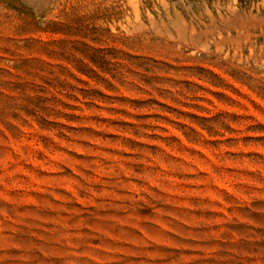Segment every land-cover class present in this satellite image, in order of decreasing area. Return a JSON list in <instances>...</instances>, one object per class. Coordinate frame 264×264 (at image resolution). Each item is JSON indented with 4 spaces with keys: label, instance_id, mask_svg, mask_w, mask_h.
Segmentation results:
<instances>
[{
    "label": "rangeland",
    "instance_id": "rangeland-1",
    "mask_svg": "<svg viewBox=\"0 0 264 264\" xmlns=\"http://www.w3.org/2000/svg\"><path fill=\"white\" fill-rule=\"evenodd\" d=\"M0 264H264V0H0Z\"/></svg>",
    "mask_w": 264,
    "mask_h": 264
}]
</instances>
